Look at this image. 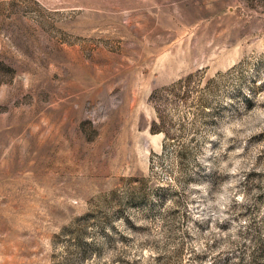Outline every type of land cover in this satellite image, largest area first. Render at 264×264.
Returning a JSON list of instances; mask_svg holds the SVG:
<instances>
[{
    "label": "rangeland",
    "instance_id": "obj_1",
    "mask_svg": "<svg viewBox=\"0 0 264 264\" xmlns=\"http://www.w3.org/2000/svg\"><path fill=\"white\" fill-rule=\"evenodd\" d=\"M0 264H264V0H0Z\"/></svg>",
    "mask_w": 264,
    "mask_h": 264
}]
</instances>
